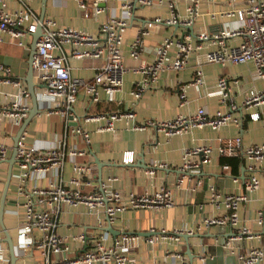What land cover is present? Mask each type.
I'll use <instances>...</instances> for the list:
<instances>
[{
    "label": "built area",
    "instance_id": "1",
    "mask_svg": "<svg viewBox=\"0 0 264 264\" xmlns=\"http://www.w3.org/2000/svg\"><path fill=\"white\" fill-rule=\"evenodd\" d=\"M15 8H9L7 0H0V33H7L23 47L28 39H32L38 30L39 38L34 56L33 70L36 82L41 86L40 97L45 101L44 112L48 116H59L62 120V132L56 136L57 145L40 149L27 142V131L21 136L17 147L18 190L16 196L23 199L24 215L20 221L16 248L19 252H37L36 264H137L134 259L138 237L133 233H124L112 238L109 232L102 231L88 235L80 232L76 236L59 234L60 218L63 207L76 208L85 206L90 216L104 215L106 223L113 225L119 213L129 210L160 211L175 205V193L167 184L162 185L154 194H125L112 190L104 182L97 183L98 167L95 163H80L79 158L87 152L76 144L79 139L85 146L91 144V134L80 124L105 122L97 132L116 133L115 124L121 121L135 122V107L129 111L113 110L107 114H92L86 112L81 118L75 111L79 95L84 93L88 98V108L100 102V93L104 92L109 103H114L116 95L122 91L124 76L128 72L122 47L124 35L133 18L134 4L123 2L119 15L113 14L101 22L100 34L94 35L85 30H75L60 26L51 18L41 19L39 13L32 8L34 0H14ZM83 18L89 19L107 12L105 7L109 0H76ZM237 0H228L230 8ZM214 0H189L187 13L183 18L177 12L175 4L169 2L172 17L164 21L157 18L144 24L143 28L152 29L155 26L178 25L191 26L198 17L203 3ZM137 4L153 6V0H137ZM227 17H237L236 27L226 30L216 36L206 33L197 35L199 42L212 41L218 49L206 54V62L223 67L228 64L242 65L252 63L255 66V76L264 80V0H248L247 6L241 10H229ZM143 31L131 45V58L139 61L142 57ZM193 36L185 34L182 38L165 39L157 48V57L152 64L141 65L136 72L143 75V80L137 82L132 95L141 99L147 88L156 83L160 73L165 69L181 71L188 64L192 55L202 49L200 44L193 43ZM238 42V44H236ZM174 51V54H172ZM95 60L99 65L92 79L73 78L70 60ZM0 71L6 72L0 77V93L3 85H13L16 94H3L0 101V118L12 127L20 128L29 117L31 110V95L29 90L19 81H14L9 71L0 66ZM203 70H199L192 84L180 86L179 102L181 108H188V90L190 87H204ZM40 89V88H39ZM221 103L229 102L230 110L237 109L232 95V88L226 78L218 80L217 94ZM264 106V90H252L246 95L242 105L244 112H249L253 121H259V112ZM252 112V113H251ZM242 120L231 112L208 114L204 107L195 111H185L170 120L161 122L147 121L135 123L133 130L145 131L149 127L158 128L168 136L187 134L194 129L211 128L219 131L224 127ZM9 148L0 144V166L9 159ZM217 153L220 157L239 158L246 161L251 177L244 182L243 194L221 195L215 187H210L208 201L217 207L223 204L227 209L225 215L210 217L200 226H226L232 230V235L222 242L223 248L234 255L237 264H263L264 252L261 248L251 246L253 231L241 224L240 211L251 200V194L260 189V178L255 172L264 173V144L245 146L241 137L221 140L217 149L212 144H202L184 150L178 186L181 188L188 176L200 174L209 165ZM135 153L129 152L123 159L125 164H133ZM72 166V177L65 180L64 173L67 164ZM170 168L167 163L154 162L147 174L156 176V171ZM223 170L230 171L229 166ZM44 178L46 184H40ZM115 179H112V181ZM32 182H34L32 184ZM235 182L238 179L235 178ZM201 181L196 183L199 187ZM196 186L193 187L196 189ZM257 225L264 226V211L258 213ZM199 226V229H200ZM148 242L154 244L159 239L181 240L184 235L193 232L165 230L156 233ZM4 239L0 240V264L9 263L4 248ZM75 245L85 248L84 252L76 253ZM71 254H76L74 259ZM173 264L179 261L186 264L185 257L179 253H169Z\"/></svg>",
    "mask_w": 264,
    "mask_h": 264
},
{
    "label": "crops",
    "instance_id": "2",
    "mask_svg": "<svg viewBox=\"0 0 264 264\" xmlns=\"http://www.w3.org/2000/svg\"><path fill=\"white\" fill-rule=\"evenodd\" d=\"M131 1L134 4L133 18L130 26L124 35L122 47L125 57V65L128 72L124 76V86L121 92L116 95L114 103H109L104 92L100 93V102L88 108L86 106L88 98L84 93L74 105L75 111L83 118L86 112L92 114H107L113 110L129 111L135 107L136 120L128 123L121 121L115 124L116 133L97 132L100 126H105V122L86 123L80 122L91 134L90 146H85L79 139L76 144L87 152L86 156L80 157V163L92 162L96 160L105 164L103 168L102 181L112 190H119L125 194H154L159 188L167 184L175 193V205L160 211L129 210L119 213L116 222L112 225L115 234H110L112 238L119 237L124 233H133L138 237L134 259L137 264H173L169 253H179L185 257L186 264H237L234 255L227 252L222 242L232 235L230 227L226 226H200L204 220L210 217L225 215L227 209L223 204L219 207L212 205L208 201L210 187H215L222 195L243 194L244 181L248 180L252 173L246 168V161L240 159L239 174H232L223 170L221 157L215 153L212 162L205 166L198 175L188 176L182 184L178 186L183 153L185 149L193 148L202 144H212L215 149L221 145V140L227 138L241 137L245 146L264 144V106L259 112L261 119L253 121L249 112L242 110V105L250 91H263L264 80H259L255 76V66L252 63L234 65L228 64L223 67L218 64L206 62V54L216 51L218 48L212 41L199 42L197 35L206 33L216 36L226 30L237 26V17H227L225 12L229 10H241L247 6L248 0H237L234 7L230 8L228 0H214L212 3H203L198 17L193 25L194 30L177 28L176 25L166 24L155 26L152 29L143 28L144 24L161 18L169 20L172 14L169 9V2L175 4L177 12L185 18L189 0H153V6H143L137 4L136 0H109L106 4L107 12L93 18H83L76 0H48L46 5L45 18H51L63 27L75 30H85L90 34L99 35L101 22L113 14L119 15L123 2ZM9 8L13 10L16 6L14 0H7ZM32 8L42 17V0H34ZM44 18V19H45ZM147 34L142 37V57L139 61L131 58V45L143 31ZM188 34L193 36V43L200 44L202 49L191 56L188 64L181 71L165 69L160 73L156 83L147 88L142 98L137 100L132 91L137 82L143 80V75L136 72L143 64H152L157 57L158 46L168 38H182ZM36 35L28 39L23 47L17 44L7 33H0V66L9 71V75L14 81H19L28 89L27 78L29 74V63L32 56V46ZM238 44V42L236 43ZM174 54V51H172ZM95 60H70L73 78L90 80L95 74L99 65ZM203 70L204 87H190L188 90V108H181L179 104V88L183 85L192 84L199 70ZM6 72L0 71V77H5ZM36 76V75H35ZM226 78L232 88V95L237 109L230 110L229 102L221 103L217 94L218 80ZM34 82L36 80L34 79ZM36 92L40 102L41 114L36 116L27 128V142L29 145L40 149H48L57 145L56 136L62 132V120L59 116H48L44 112V99L40 97L41 86ZM17 88L13 85H3L1 87L0 101L3 94H16ZM32 108V99L30 100ZM199 107H204L208 114L217 112H231L236 118L242 120L241 125L232 123L219 131L205 128L176 136H168L158 128L149 127L141 132L133 130L135 123L147 121L161 122L170 120L185 111H195ZM252 113V112H251ZM21 128V127H20ZM20 128L12 127L0 118V144L9 148V159L12 158L15 149V138ZM134 152L133 164L123 162L127 153ZM144 155V157H143ZM145 162L148 168H142ZM154 162L167 163L170 168L156 171L155 177H150L147 170ZM17 164V163H16ZM13 168V175L7 194L6 213L4 222L10 232L15 244H17L19 225L24 215L23 199L18 198L15 193L18 190L17 166ZM9 165L0 166V205L8 180ZM260 178V189L251 194V200L240 211L241 224L249 227L254 234V238L249 242L251 246L261 248L264 252V226L256 223L258 213L264 211V173L255 172ZM72 177V166L68 163L65 168L64 178L70 180ZM233 177L238 178L235 182ZM112 179H115L112 181ZM46 179L41 178L40 184L45 185ZM202 182L197 187L196 183ZM97 183H99V172L97 171ZM34 182H32L33 184ZM196 186V189L193 187ZM60 218L59 234L62 236H76L80 232L88 235L107 228L104 215L90 216L85 206L72 208L63 207ZM106 225L101 227V225ZM200 226V229H199ZM103 229V230H104ZM159 233L163 230L173 232L174 230H185L193 232L185 239L175 241L171 239H159L154 244L148 242L149 238L157 236L152 231ZM199 235V236H197ZM5 239V235L0 226V240ZM75 246L76 253L84 252L82 246ZM79 247V250L78 248ZM4 248L8 245L4 242ZM9 251V250H8ZM18 252L16 264H36L37 252ZM7 256L10 263L9 252ZM76 254H71L74 259ZM177 264H181L176 261ZM264 264V262H263Z\"/></svg>",
    "mask_w": 264,
    "mask_h": 264
},
{
    "label": "water",
    "instance_id": "3",
    "mask_svg": "<svg viewBox=\"0 0 264 264\" xmlns=\"http://www.w3.org/2000/svg\"><path fill=\"white\" fill-rule=\"evenodd\" d=\"M47 1L48 0H42V11H43V14H42V19L45 18V12H46V5H47ZM137 1V0H136ZM177 28H187V29H190V30H194L193 28V25L191 26H181V25H177ZM36 37L34 39V43H33V46H32V56H31V60H30V63H29V74H28V78H27V83H28V90H29V93L31 95V99H32V108L30 110V114H29V117L24 121L23 125L21 126L20 130H19V133L17 135V137L15 138V149H14V153H13V156L12 158L7 161V164L9 165V172H8V180H7V184H6V187H5V191L3 193V197H2V200H1V205H0V226L2 228V231L5 235V242L6 244L8 245V250H9V255H10V263L11 264H16L17 261H18V250L16 248V244L13 240V237L11 236L10 232L7 230L6 228V225H5V222H4V217H5V213H6V204H7V194H8V190H9V185H10V182H11V178H12V175H13V168L15 166V164L17 163V159H16V155H17V147H18V142L21 138V136L23 135V133L27 130L29 124L31 123V121L36 117L38 116L39 114H41V110H40V102H39V99H38V95H37V88H40L38 87L37 83L34 82V79H35V75H34V70H33V62H34V56H35V53H36V46H37V42L39 40V38L41 37L42 35V32L41 30H38V32L35 34ZM144 157V155H143ZM95 164L97 165L98 167V172H99V183L101 184L102 182V178H103V168L105 167V164H102L101 162H99L98 160L95 161ZM140 164H143L142 168H148V166L145 164V162H140ZM106 232H109L110 234H115L114 232V229L111 225H108L107 228L104 229ZM199 236V235H197ZM185 239H188L189 236L188 235H185L183 236Z\"/></svg>",
    "mask_w": 264,
    "mask_h": 264
},
{
    "label": "trees",
    "instance_id": "4",
    "mask_svg": "<svg viewBox=\"0 0 264 264\" xmlns=\"http://www.w3.org/2000/svg\"><path fill=\"white\" fill-rule=\"evenodd\" d=\"M239 158H227L221 157V164L222 166H229L232 169V174L238 175L239 174Z\"/></svg>",
    "mask_w": 264,
    "mask_h": 264
},
{
    "label": "bare ground",
    "instance_id": "5",
    "mask_svg": "<svg viewBox=\"0 0 264 264\" xmlns=\"http://www.w3.org/2000/svg\"><path fill=\"white\" fill-rule=\"evenodd\" d=\"M41 19H42V18H41ZM178 25H181V24H178ZM176 26H177V25H176ZM181 26H182V25H181ZM179 90H180V89H179ZM179 94H180V92H179ZM179 104H180V102H179ZM180 107H181V106H180ZM226 166H227V165H226ZM228 173H230V171H228ZM233 178L235 179V178H237V177H233ZM237 179H238V178H237ZM245 181H246V180H245ZM245 181H244V182H245ZM184 236H185V235H184Z\"/></svg>",
    "mask_w": 264,
    "mask_h": 264
},
{
    "label": "rangeland",
    "instance_id": "6",
    "mask_svg": "<svg viewBox=\"0 0 264 264\" xmlns=\"http://www.w3.org/2000/svg\"><path fill=\"white\" fill-rule=\"evenodd\" d=\"M103 182V181H102Z\"/></svg>",
    "mask_w": 264,
    "mask_h": 264
}]
</instances>
